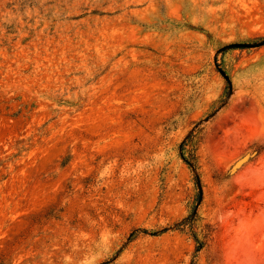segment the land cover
I'll return each mask as SVG.
<instances>
[{"label": "rangeland", "instance_id": "obj_1", "mask_svg": "<svg viewBox=\"0 0 264 264\" xmlns=\"http://www.w3.org/2000/svg\"><path fill=\"white\" fill-rule=\"evenodd\" d=\"M263 40L264 0H0V264H264V43L221 50Z\"/></svg>", "mask_w": 264, "mask_h": 264}, {"label": "trees", "instance_id": "obj_2", "mask_svg": "<svg viewBox=\"0 0 264 264\" xmlns=\"http://www.w3.org/2000/svg\"><path fill=\"white\" fill-rule=\"evenodd\" d=\"M211 231H212V229L210 226H205L204 238L208 237V235L211 233ZM193 236H194L196 242L198 243L197 250H199L204 245L205 241L200 238L199 234L194 233Z\"/></svg>", "mask_w": 264, "mask_h": 264}, {"label": "water", "instance_id": "obj_3", "mask_svg": "<svg viewBox=\"0 0 264 264\" xmlns=\"http://www.w3.org/2000/svg\"><path fill=\"white\" fill-rule=\"evenodd\" d=\"M264 43V40L260 43H234V44H231V45H228V46H225V47H222L221 50H225L226 48L228 47H239V46H255V45H258V44H262ZM221 73L223 75H226L225 72L223 70H221ZM198 184H199V187L201 189V184H200V181L198 180ZM201 197H202V193H201ZM201 197H200V200H201Z\"/></svg>", "mask_w": 264, "mask_h": 264}]
</instances>
